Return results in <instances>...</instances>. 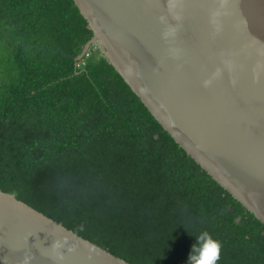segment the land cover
<instances>
[{"label":"trees","instance_id":"1","mask_svg":"<svg viewBox=\"0 0 264 264\" xmlns=\"http://www.w3.org/2000/svg\"><path fill=\"white\" fill-rule=\"evenodd\" d=\"M73 0H0V189L130 264H264V223L202 169L100 51Z\"/></svg>","mask_w":264,"mask_h":264},{"label":"water","instance_id":"2","mask_svg":"<svg viewBox=\"0 0 264 264\" xmlns=\"http://www.w3.org/2000/svg\"><path fill=\"white\" fill-rule=\"evenodd\" d=\"M174 141L264 223V0H73ZM59 247H54L55 243ZM130 264L0 189V264Z\"/></svg>","mask_w":264,"mask_h":264},{"label":"clouds","instance_id":"3","mask_svg":"<svg viewBox=\"0 0 264 264\" xmlns=\"http://www.w3.org/2000/svg\"><path fill=\"white\" fill-rule=\"evenodd\" d=\"M196 240L192 245L187 264H219L222 253V242L215 239L207 230L195 235ZM54 247H59L55 243ZM31 257L25 256L22 264H29Z\"/></svg>","mask_w":264,"mask_h":264}]
</instances>
